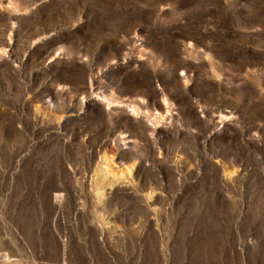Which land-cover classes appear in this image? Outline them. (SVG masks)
Wrapping results in <instances>:
<instances>
[{
    "label": "rangeland",
    "instance_id": "rangeland-1",
    "mask_svg": "<svg viewBox=\"0 0 264 264\" xmlns=\"http://www.w3.org/2000/svg\"><path fill=\"white\" fill-rule=\"evenodd\" d=\"M0 264H264V0H0Z\"/></svg>",
    "mask_w": 264,
    "mask_h": 264
}]
</instances>
